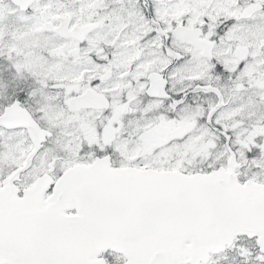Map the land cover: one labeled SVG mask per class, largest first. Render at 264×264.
<instances>
[{
    "label": "snow or ice",
    "instance_id": "obj_1",
    "mask_svg": "<svg viewBox=\"0 0 264 264\" xmlns=\"http://www.w3.org/2000/svg\"><path fill=\"white\" fill-rule=\"evenodd\" d=\"M0 264H264V0H0Z\"/></svg>",
    "mask_w": 264,
    "mask_h": 264
}]
</instances>
